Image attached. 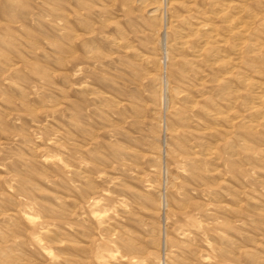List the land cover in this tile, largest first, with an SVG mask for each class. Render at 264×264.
I'll return each instance as SVG.
<instances>
[{
    "label": "rangeland",
    "instance_id": "obj_1",
    "mask_svg": "<svg viewBox=\"0 0 264 264\" xmlns=\"http://www.w3.org/2000/svg\"><path fill=\"white\" fill-rule=\"evenodd\" d=\"M237 79L264 85V0H0V264H264Z\"/></svg>",
    "mask_w": 264,
    "mask_h": 264
},
{
    "label": "bare ground",
    "instance_id": "obj_2",
    "mask_svg": "<svg viewBox=\"0 0 264 264\" xmlns=\"http://www.w3.org/2000/svg\"><path fill=\"white\" fill-rule=\"evenodd\" d=\"M228 6V5H227ZM232 6V5H231ZM159 9V8H158ZM158 9H155L154 10V12H157V11H159ZM233 9L234 10H236L235 11V14L236 15H240V13H242L243 12V9L240 7V6H238V5H234L233 6ZM223 11H225V10H220V12H219V14L220 15H217V16H219V17H222L223 19H222V22L223 23H227V25H228V29H227V33L229 34V35H233L234 37H235V39H237V38H239L241 35H244V33L246 32V30L244 29V28H242V27H240L239 26V24H240V22L239 21H237V22H239V24L237 23V22H235L234 20H235V18H231V17H227L224 13H223ZM162 18V17H161ZM171 18V17H170ZM164 19H167V17L166 18H164ZM168 19H169V17H168ZM237 19V18H236ZM252 20H253V17H252ZM235 22V23H234ZM199 26V30H200V34H199V39L197 40V43H198V49H194L193 51H192V57L193 58H195V59H199L200 58V56H201V53H202V51L204 50V48H205V46H206V42H207V40H208V38L209 39H211V40H214V42L216 41L215 39V37H214V35H212V31L210 30V27H209V25L208 24H204V23H201L200 25H198ZM197 30V29H196ZM195 30V31H196ZM189 34H195L194 33V31H193V29H191L189 32H188V34H184V33H180L179 34V37L181 38V39H185V38H187L188 37V35ZM190 37H191V35H190ZM205 38V39H204ZM206 38H207V40H206ZM240 39V38H239ZM217 43H219V42H217ZM221 43V42H220ZM182 45H184V44H182ZM220 45V44H219ZM218 45V46H219ZM182 47V46H181ZM262 48V46H258V45H253V44H251V51L252 52H257L258 50H260ZM213 49V48H212ZM249 49V50H250ZM212 51V50H211ZM211 53V58L212 59H214V60H212V61H214L213 62V64L215 63V62H219V57H220V53L217 51V49L216 48H214V50L212 51V52H210ZM242 85H245V86H248V87H251V93L253 94V96H252V98H253V100H254V103H253V105L254 104H257L258 102H260L261 101V99L264 97V85L263 84H261V83H258V82H254V81H244V80H240V79H237ZM164 93V92H163ZM164 96V98H165V95H163ZM166 100V102H168V100L167 99H165ZM252 108H256L255 106H252ZM257 109V108H256ZM258 114V113H257ZM47 234V233H46ZM45 235V234H44ZM264 263V262H263ZM259 264V263H258Z\"/></svg>",
    "mask_w": 264,
    "mask_h": 264
}]
</instances>
